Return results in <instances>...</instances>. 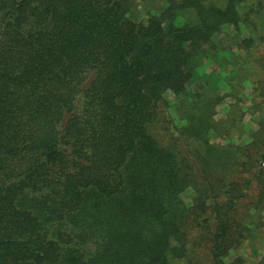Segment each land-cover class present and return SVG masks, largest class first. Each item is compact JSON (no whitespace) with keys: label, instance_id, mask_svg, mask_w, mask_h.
Segmentation results:
<instances>
[{"label":"trees","instance_id":"obj_1","mask_svg":"<svg viewBox=\"0 0 264 264\" xmlns=\"http://www.w3.org/2000/svg\"><path fill=\"white\" fill-rule=\"evenodd\" d=\"M262 213L264 0H0V264H244Z\"/></svg>","mask_w":264,"mask_h":264},{"label":"rangeland","instance_id":"obj_2","mask_svg":"<svg viewBox=\"0 0 264 264\" xmlns=\"http://www.w3.org/2000/svg\"><path fill=\"white\" fill-rule=\"evenodd\" d=\"M141 8H147L146 3L141 2L140 4ZM255 61V59H254ZM212 62H210V60L207 61L208 66L211 64ZM250 87H248L249 90ZM173 97V96H172ZM246 103L243 104L244 108ZM259 123H257V119L255 118L254 115H250L247 114L244 118V128L246 130V134H243L242 136V141H250L251 140V135L252 133L258 131L259 129ZM185 197H187V199H189L188 197V193L185 194ZM262 215L264 216V213H262ZM201 248L200 250H203L204 248L202 247L203 243H199ZM205 246V245H203ZM245 250V252H244ZM242 254L246 257V261L244 264H256L262 257V255L264 254V245L257 243V241H253L252 243H250L249 245H245V248H241L240 250L238 249L237 251H234L228 258V262H232L235 259V256ZM203 256V254H202Z\"/></svg>","mask_w":264,"mask_h":264}]
</instances>
